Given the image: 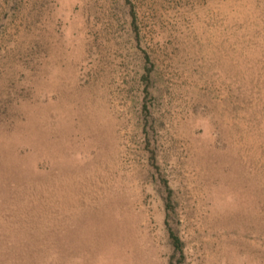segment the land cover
<instances>
[{"label":"rangeland","instance_id":"rangeland-1","mask_svg":"<svg viewBox=\"0 0 264 264\" xmlns=\"http://www.w3.org/2000/svg\"><path fill=\"white\" fill-rule=\"evenodd\" d=\"M0 264H264V0H0Z\"/></svg>","mask_w":264,"mask_h":264},{"label":"trees","instance_id":"trees-1","mask_svg":"<svg viewBox=\"0 0 264 264\" xmlns=\"http://www.w3.org/2000/svg\"><path fill=\"white\" fill-rule=\"evenodd\" d=\"M166 183V182H165ZM167 185V184H166ZM168 187V186H167ZM171 237H172V241H173V244H174V247L175 249L178 251V252H182V242L181 240L179 239L178 236H176V234L172 233L171 234Z\"/></svg>","mask_w":264,"mask_h":264}]
</instances>
